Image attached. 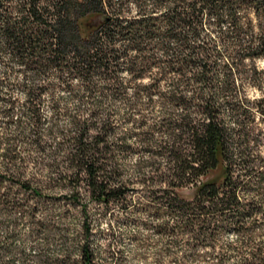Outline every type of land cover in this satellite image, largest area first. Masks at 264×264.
<instances>
[{"label":"trees","instance_id":"trees-1","mask_svg":"<svg viewBox=\"0 0 264 264\" xmlns=\"http://www.w3.org/2000/svg\"><path fill=\"white\" fill-rule=\"evenodd\" d=\"M261 58L264 0H0V264H123L138 229L264 264Z\"/></svg>","mask_w":264,"mask_h":264},{"label":"rangeland","instance_id":"rangeland-1","mask_svg":"<svg viewBox=\"0 0 264 264\" xmlns=\"http://www.w3.org/2000/svg\"><path fill=\"white\" fill-rule=\"evenodd\" d=\"M255 62L257 67L262 70V88L260 91L251 88L249 90V95L253 97H257L258 95L264 96V58L257 59ZM16 73L19 74V71L17 70ZM14 93L17 97H22L19 89H16ZM42 108L45 112L48 111V103L46 102L45 97ZM260 126L264 128V121H260ZM262 149L264 150V146ZM217 175V173L212 172L210 173V175H208V177H214ZM186 193L187 192L185 191L184 194ZM21 229H23V226ZM126 229L129 231V233H133V231L136 230V228L133 227L131 223L126 224ZM261 233L264 236V228H262ZM227 237L229 238L230 235H228ZM121 242L123 264H159L157 254L159 253V250L161 248L159 246V242L157 241V236H155L152 232L145 229H138V237L136 239H134L130 234H128L124 235L121 238ZM161 260L162 264H171L170 261L164 257H162Z\"/></svg>","mask_w":264,"mask_h":264}]
</instances>
